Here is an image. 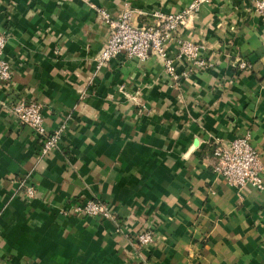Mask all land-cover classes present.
<instances>
[{
  "label": "crops",
  "instance_id": "crops-1",
  "mask_svg": "<svg viewBox=\"0 0 264 264\" xmlns=\"http://www.w3.org/2000/svg\"><path fill=\"white\" fill-rule=\"evenodd\" d=\"M190 1L0 0L11 66L0 79V264H264V14L252 0L201 2L180 37L208 65L178 58L170 41L177 77L156 54L96 59L109 33L98 8L117 17L129 6L141 25ZM18 97L41 103L47 131L65 126L44 155L8 110ZM245 133L261 189L212 169L216 140ZM88 198L110 204L113 220L75 214ZM144 228L152 240L141 246Z\"/></svg>",
  "mask_w": 264,
  "mask_h": 264
},
{
  "label": "built area",
  "instance_id": "built-area-1",
  "mask_svg": "<svg viewBox=\"0 0 264 264\" xmlns=\"http://www.w3.org/2000/svg\"><path fill=\"white\" fill-rule=\"evenodd\" d=\"M204 0H191L184 8L177 12H164L153 9L148 12L150 20L147 23L134 24L131 16L133 9L129 6L117 16L110 17L104 8H98L100 19L106 23L109 33L105 43L97 54L98 63H107L119 52L127 56H134L141 60L150 54L161 57L164 68L177 77L180 73L176 70L173 58L169 56L166 45L170 41L177 44V57L207 67L205 59L201 56V45L190 39L180 37V31L185 26L186 19ZM254 10L264 14V0H252ZM137 13H146L143 10H135ZM5 44V36L0 33V79L8 80L11 77V66L2 56ZM241 67H246L249 62L242 59L238 62ZM8 110L16 116L20 124L32 127L41 138L39 154L44 155L54 149L57 141L65 129L64 124L52 131H47L43 124L42 105L38 101L18 97L9 104ZM144 107L143 103H139ZM215 162L212 169L231 186L242 188L252 186L263 188L262 170L259 152L253 146L249 133L238 135L228 141L216 140L213 147ZM19 185H24L27 198L35 194V187L29 181V174L24 175ZM73 212L78 215H87L106 220H113V208L107 202L100 199L88 198L82 202H76L72 206ZM119 227L117 226L116 229ZM135 241L145 246L152 240L150 228L141 229L134 236Z\"/></svg>",
  "mask_w": 264,
  "mask_h": 264
}]
</instances>
